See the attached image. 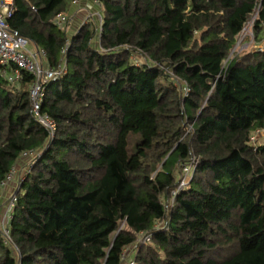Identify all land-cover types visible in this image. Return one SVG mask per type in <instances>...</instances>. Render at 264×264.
I'll use <instances>...</instances> for the list:
<instances>
[{
    "label": "trees",
    "instance_id": "obj_1",
    "mask_svg": "<svg viewBox=\"0 0 264 264\" xmlns=\"http://www.w3.org/2000/svg\"><path fill=\"white\" fill-rule=\"evenodd\" d=\"M98 1L102 32L69 35L53 21L73 0H14L11 30L66 71L42 103L53 135L32 112L33 76H0V209L31 155L0 264H264V49L233 52L254 18L264 46V0Z\"/></svg>",
    "mask_w": 264,
    "mask_h": 264
},
{
    "label": "built area",
    "instance_id": "obj_2",
    "mask_svg": "<svg viewBox=\"0 0 264 264\" xmlns=\"http://www.w3.org/2000/svg\"><path fill=\"white\" fill-rule=\"evenodd\" d=\"M83 2H86L88 11H98H94L92 16H96L99 20V33L102 32L103 6L101 2L98 0H73V7L81 6ZM14 11V0H0V76L12 85H19L23 72H27L33 76L34 82L29 90L32 112L39 124L49 130L53 135L56 130V124L49 115L41 113V108L46 84L50 81L59 79V77L65 73L66 65L63 63L58 70L53 69L49 65L47 54L43 49L33 44L29 39L11 30L8 20L12 17ZM71 19L70 15L60 13L54 18L53 22L58 28L67 30L66 26L70 23ZM87 23H89V21L85 22V24ZM65 51H63V53H65ZM179 89L183 98L189 96L190 89L186 84H180ZM25 156H28V154H25L24 157ZM197 164V159L194 157L188 162L181 164L179 184L177 189L172 193L173 201L175 196L189 185ZM27 169H29V166H27ZM15 174L16 168L10 172L6 180L2 183L3 189L14 182ZM16 201V196L12 193L5 204V218L0 221V229L9 242H11V238L9 236L8 223L12 218V212ZM137 242L150 244L152 243L151 235L140 233L137 236ZM121 259H129L128 250L125 249L122 251ZM130 264H134V261H131Z\"/></svg>",
    "mask_w": 264,
    "mask_h": 264
},
{
    "label": "rangeland",
    "instance_id": "obj_3",
    "mask_svg": "<svg viewBox=\"0 0 264 264\" xmlns=\"http://www.w3.org/2000/svg\"><path fill=\"white\" fill-rule=\"evenodd\" d=\"M95 12H98L96 10H94ZM94 11H88L86 8V2H83L81 4V6L78 7H73L72 11H70V13L68 12L67 14L71 16V21L70 23L66 26L67 32L69 35H73V33H75L80 27H82L86 21H90L95 23L97 29H99V20L97 19V17L92 16V14L94 13ZM254 19L251 20V22L247 25V27L244 29V31L242 32L239 41L237 43V47H235V51L237 52H243V51H257V50H261L264 49L262 43H256L255 39L253 37V23H254ZM182 84V83H181ZM177 86L180 87V83L177 82ZM252 142H254L252 145H254L255 147L264 145V132H259L257 133L253 138H252ZM27 162V166L29 165L28 161ZM21 164V163H20ZM19 164V165H20ZM22 165L17 167L16 170V174H15V179L14 182L10 183L6 188H5V193L4 191L1 194V203H4L5 201L7 202V200L10 198V194H12V189H16V183L18 181H20L22 178L25 177L26 175V170H27V166H25L22 169ZM5 202V203H6ZM5 205H3L0 209V221L3 220L5 218Z\"/></svg>",
    "mask_w": 264,
    "mask_h": 264
},
{
    "label": "crops",
    "instance_id": "obj_4",
    "mask_svg": "<svg viewBox=\"0 0 264 264\" xmlns=\"http://www.w3.org/2000/svg\"><path fill=\"white\" fill-rule=\"evenodd\" d=\"M73 9V8H72ZM72 9H71V11H72ZM30 160H31V155H28V156H25V157H23V159H21V162H19L18 163V165H17V167L18 166H20L21 164H23L22 165V169L25 167V166H27L26 164H27V162L26 161H28V163H30ZM21 163V164H20ZM20 164V165H19ZM17 167H16V170H17ZM4 193H5V191H4ZM12 193H13V191H12ZM11 195V194H10ZM6 202V201H5ZM4 202V203H5ZM3 203V204H4Z\"/></svg>",
    "mask_w": 264,
    "mask_h": 264
},
{
    "label": "water",
    "instance_id": "obj_5",
    "mask_svg": "<svg viewBox=\"0 0 264 264\" xmlns=\"http://www.w3.org/2000/svg\"><path fill=\"white\" fill-rule=\"evenodd\" d=\"M236 47H237V46H236ZM234 50H235V49H234ZM233 52H234V51H233ZM233 52H232V53H233Z\"/></svg>",
    "mask_w": 264,
    "mask_h": 264
}]
</instances>
